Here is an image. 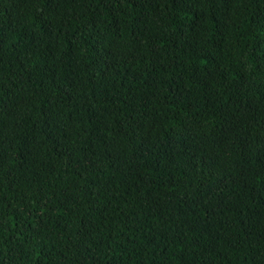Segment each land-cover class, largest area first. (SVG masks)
Wrapping results in <instances>:
<instances>
[{"label": "trees", "instance_id": "16d2710c", "mask_svg": "<svg viewBox=\"0 0 264 264\" xmlns=\"http://www.w3.org/2000/svg\"><path fill=\"white\" fill-rule=\"evenodd\" d=\"M0 264H264V0H0Z\"/></svg>", "mask_w": 264, "mask_h": 264}]
</instances>
